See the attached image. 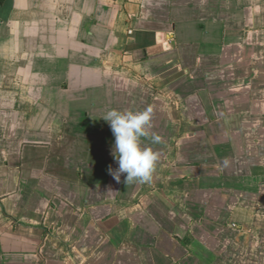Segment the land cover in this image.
Returning a JSON list of instances; mask_svg holds the SVG:
<instances>
[{
    "label": "crops",
    "instance_id": "1",
    "mask_svg": "<svg viewBox=\"0 0 264 264\" xmlns=\"http://www.w3.org/2000/svg\"><path fill=\"white\" fill-rule=\"evenodd\" d=\"M0 264H264V0H0Z\"/></svg>",
    "mask_w": 264,
    "mask_h": 264
},
{
    "label": "clouds",
    "instance_id": "2",
    "mask_svg": "<svg viewBox=\"0 0 264 264\" xmlns=\"http://www.w3.org/2000/svg\"><path fill=\"white\" fill-rule=\"evenodd\" d=\"M152 109L142 112L121 111L111 109L101 118L109 123L115 138L114 157L118 162V168L109 167V173L118 182L121 175H125V184L150 183L153 178L159 153L151 148L141 146V138L148 137L147 127L150 125ZM151 142L158 144L161 136L153 133Z\"/></svg>",
    "mask_w": 264,
    "mask_h": 264
},
{
    "label": "water",
    "instance_id": "3",
    "mask_svg": "<svg viewBox=\"0 0 264 264\" xmlns=\"http://www.w3.org/2000/svg\"><path fill=\"white\" fill-rule=\"evenodd\" d=\"M171 36V38H172V40H173V36L172 35H170ZM172 40L171 39H168V41H170L171 43H172Z\"/></svg>",
    "mask_w": 264,
    "mask_h": 264
}]
</instances>
